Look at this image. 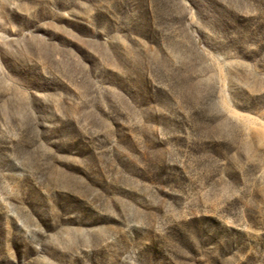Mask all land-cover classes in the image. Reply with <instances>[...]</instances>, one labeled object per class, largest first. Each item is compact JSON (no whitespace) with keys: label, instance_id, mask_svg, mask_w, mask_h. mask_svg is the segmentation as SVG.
Returning a JSON list of instances; mask_svg holds the SVG:
<instances>
[{"label":"rangeland","instance_id":"1","mask_svg":"<svg viewBox=\"0 0 264 264\" xmlns=\"http://www.w3.org/2000/svg\"><path fill=\"white\" fill-rule=\"evenodd\" d=\"M0 264H264V0H0Z\"/></svg>","mask_w":264,"mask_h":264}]
</instances>
